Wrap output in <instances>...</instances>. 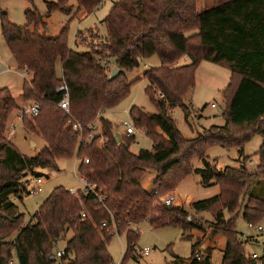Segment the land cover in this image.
<instances>
[{"label":"trees","instance_id":"obj_1","mask_svg":"<svg viewBox=\"0 0 264 264\" xmlns=\"http://www.w3.org/2000/svg\"><path fill=\"white\" fill-rule=\"evenodd\" d=\"M103 2L76 0V5L90 14ZM196 4L197 0H119L103 20V41L83 50H78L76 43V49L69 48L66 28L55 38L47 36L46 23L33 12H25L24 27L12 25L0 12L5 45L17 68L32 75L24 82L21 97L40 105L35 123L46 144L35 158H27L5 142L3 131L16 103L6 88L1 89L0 264H11L13 253L18 264H111L107 246L113 237L105 229L98 231L102 222L111 225V220L118 234L125 237L121 264L132 257L138 239V231L131 226L144 221L155 228L170 225L180 228L184 238L188 230L200 228L188 222V210L164 206L160 199L192 174L200 178L201 185L218 187L217 196L194 202L189 210L192 217L207 214L213 219L208 239L217 235L225 238L222 264H264V258L255 261L246 255L245 246L254 238L246 239L236 229L239 215L247 224H258L264 218V0H231L203 13H198ZM45 5L47 18L55 12L70 14L72 9L67 0ZM191 32L195 33L188 36ZM151 56L158 57L159 67L128 81L125 73L138 69L141 61ZM183 57L190 63L180 66ZM110 61L120 70L112 81ZM202 62L230 72L223 91L225 124L187 140L176 128L170 111L178 106L188 119L183 101L194 87L195 71ZM141 79L147 82L145 93L157 113L131 107L129 116L136 129L145 131L153 150L131 152L134 137L120 136L116 142L111 124L103 118L99 121L103 143L98 146L97 137L80 144L71 122L67 123L69 117L58 107L65 95L69 114L86 137L97 115L115 108ZM62 86L66 92L57 91ZM231 129L243 131L237 137ZM28 130L35 131L30 126ZM256 134L263 143L254 169L246 167L248 158L242 154L238 168L226 167L220 172L204 159L206 150L215 146H235L242 153L243 144ZM74 154L79 160H88L85 166L79 164L78 171L82 169L87 181L95 185V194L79 191V198H74L57 187L24 226L23 215L14 203L27 191L22 177H40L35 169L57 170L56 162ZM193 158L200 159L203 168H193ZM151 172L155 178L151 192H147L142 182ZM83 210L89 219L81 220ZM68 232L71 237L65 244V255L52 262L55 242L65 239ZM200 244L197 241L192 246L191 264H198L195 252ZM211 252L207 249L199 264H210Z\"/></svg>","mask_w":264,"mask_h":264},{"label":"rangeland","instance_id":"obj_2","mask_svg":"<svg viewBox=\"0 0 264 264\" xmlns=\"http://www.w3.org/2000/svg\"><path fill=\"white\" fill-rule=\"evenodd\" d=\"M60 0H0V12L7 15L8 21L17 27H24L27 25L25 20V12H33L40 16L47 25V36L55 38L59 35L63 28L67 29V41L70 49H76L75 43L79 44L78 50L86 49L88 46L99 45L106 34L103 20L108 15L110 9L119 0H104V2L97 7L90 14H87L82 9H77L76 0H67L68 6H71L70 14H63L55 12L49 18L46 17L47 8L45 3H57ZM231 0H197V11L203 13L217 5H221ZM195 32L188 33L191 35ZM189 59L183 57L178 64L180 66L188 65ZM160 61L157 56H151L143 59L140 67L136 70L126 72L125 76L128 81H134L141 76L144 71L152 68H158ZM57 66V65H56ZM59 66V65H58ZM57 75L61 76L58 67ZM113 62L110 61L109 69H113ZM29 75L24 71H20L12 58L7 46L5 45L0 29V90L6 88L12 98H15L16 108L8 116V121L3 131V139L5 142H10L20 154L27 158H35L44 148L46 144L36 128V118H25L21 122L16 120V116L23 109L28 102L34 100H25L19 97L22 92L24 82L31 80L27 79ZM230 80V72L228 69L214 65L208 62H202L198 65L195 71L194 87L187 93L184 98L183 105L186 108L189 117L186 120L183 109L180 107H173L170 115L180 132L183 139H194L205 130L211 127H223L225 120L223 118L224 111V96L225 90ZM147 82L141 79L132 84L129 94L125 97L115 108L106 111L104 120L111 124L112 131L115 135L121 137L125 136V127L123 124L131 123L129 116L131 107H136L141 111L149 114H156L157 110L150 97L145 93ZM214 105V109L211 108ZM16 122V123H15ZM96 123V121H94ZM15 123V124H12ZM9 124V126H8ZM99 126L98 124H96ZM8 126V128H7ZM14 126V135L10 140L5 139V131H8ZM34 128V132L29 131L28 128ZM101 126V123H100ZM7 128V130H6ZM102 130V129H101ZM234 136L238 137L239 129H231ZM263 143V139L258 134L251 137L249 141L243 144L242 153H239L238 147L223 148L220 146L210 147L206 150L204 159L208 161L216 171L220 172L226 167L238 168L241 161L240 155L247 157L245 165L248 169H254L257 165V152ZM33 144V145H32ZM100 145L99 141L97 142ZM133 153L139 151H152L153 143L146 137L141 129H137V134L130 146ZM86 158L82 157L80 160L74 156L67 160L56 162L57 170L51 168L35 169L34 173L40 177H33L29 174L22 177V183H27L26 192L22 193V200H14L18 208V213L23 215L24 226L37 212L42 203L57 187H62L67 191L82 190L83 185L78 179V174L84 175L78 171V166L84 165L83 161ZM242 160V159H241ZM251 163V165H249ZM191 165L195 169L203 168V163L198 158H193ZM39 178L43 184L39 190H35L36 179ZM155 178L153 172L149 173L143 181L144 188L147 192L152 190V180ZM34 193H31V192ZM219 193L216 185L203 186L200 184V178L192 174L184 178L176 188L168 193L179 194L187 203L189 201H203L217 196ZM166 194V195H168ZM165 195V196H166ZM163 196V197H165ZM189 207L184 206L191 214L188 222L200 228L188 230L185 232V237L182 238V230L178 227L166 225L155 228L150 225L148 221H144L138 226L133 227L138 231V239L134 245V252L131 258L127 259L124 264H191L194 257L192 256V246L199 241L201 244L195 252L200 256L205 253L207 249H212L210 264H222L223 250L225 248V238L222 235H217L213 239H208L210 234L209 226L213 219L207 215L202 214L192 217ZM193 220V221H192ZM248 224L239 215L236 221L237 232L244 238H254L245 246L246 255L259 254L262 255L264 251V235H260L256 230L249 229ZM264 229V218L257 224ZM201 229H203L201 231ZM14 236V235H13ZM12 236V237H13ZM187 236L190 238L188 239ZM71 237V232L65 235V239L59 241L60 244L57 249H64L67 240ZM143 249H149L147 256H144ZM126 251L125 237L123 235L114 236L109 245L107 252L111 258V264L120 262ZM198 260V264L200 263ZM11 264H18L17 259L13 253Z\"/></svg>","mask_w":264,"mask_h":264},{"label":"built area","instance_id":"obj_3","mask_svg":"<svg viewBox=\"0 0 264 264\" xmlns=\"http://www.w3.org/2000/svg\"><path fill=\"white\" fill-rule=\"evenodd\" d=\"M58 92H66V87L62 86L60 88H58L57 90ZM157 97L161 100H164V96L161 93H157ZM58 107L69 117V121L67 122L68 124H70L71 122V128L72 131L74 132V134H76V136L78 137V141L81 143H90L93 140H95V138L99 137L98 141L100 144L103 143L102 141V130H101V126H100V118H102V113H99L97 115V119L95 120L96 123L94 122L92 124V126H90V134L86 137H84L83 135V131H82V127L80 124H78L76 121H74L72 119V117L69 114V101H68V97L67 95H65V98L58 104ZM211 108H214V105H211ZM39 110H40V105L35 102H28L27 105L21 109V111L18 113V115L16 116V120L21 122L23 119L27 118H36L39 114ZM16 123V122H15ZM12 123V124H15ZM96 124H98L99 126H97ZM9 126V124H8ZM7 126V128H8ZM123 126L125 127V137L129 138V137H135V135L137 134V129L135 128L134 124L132 123H124ZM6 128V130H7ZM14 126H12L8 131H5V139L6 140H10L13 135H14ZM143 133L145 134V131L142 130ZM84 165H87L89 162L87 159H85L83 161ZM249 165H251V163H249ZM79 173V171H77ZM78 179L80 181V183L83 185V189L82 190H70L69 193L71 196H73L74 198H79V194L78 192L81 191L83 194L86 193H93L95 194L94 190H95V185L89 183L86 179L85 175H81L80 173L78 174ZM43 184V182L40 179H36V187L35 190H39L40 186ZM31 193H34L33 191ZM161 204H163L164 206H175V207H184L187 206V202H185L183 200V198L181 196H175L173 194H168L165 197H162L160 199ZM82 204V203H80ZM80 218L81 220H86L89 219L88 214L83 210L80 214ZM248 228L249 229H253L256 230V232L260 235H264V229L257 225V224H252V223H248ZM133 227L135 226H131V228L133 229ZM105 229L107 233H109L112 237L114 236H119L118 232H117V227L116 224L113 222V220H111V225H109L106 222H102L99 226L98 231ZM134 230V229H133ZM135 232H137V229L135 230ZM60 244L59 241L55 242V252H54V259L59 260L60 258H62L65 255V250L64 249H57V246ZM143 254L144 256H147L149 253V249H143ZM249 257L252 260L258 261L260 258H264V251L262 255L259 254H250ZM195 259L198 261L200 260V256L196 255ZM122 259L120 260L119 263L117 264H121Z\"/></svg>","mask_w":264,"mask_h":264},{"label":"water","instance_id":"obj_4","mask_svg":"<svg viewBox=\"0 0 264 264\" xmlns=\"http://www.w3.org/2000/svg\"><path fill=\"white\" fill-rule=\"evenodd\" d=\"M119 72H120V70L118 68H113L110 75H109V81H112L115 77H117ZM114 137H115L116 142H120L121 138L119 135H115ZM50 260L53 262L54 257H51Z\"/></svg>","mask_w":264,"mask_h":264},{"label":"crops","instance_id":"obj_5","mask_svg":"<svg viewBox=\"0 0 264 264\" xmlns=\"http://www.w3.org/2000/svg\"><path fill=\"white\" fill-rule=\"evenodd\" d=\"M59 65V66H58ZM56 67H58V69H59V72H60V74H61V66H60V64H59V62L57 63V66ZM57 69V68H56ZM29 76H30V78H32V75L31 74H28ZM29 76L27 77V79L29 80ZM137 76H142L140 73H138L137 74ZM19 97H21V95L19 96ZM14 100H15V98H13ZM16 101V100H15ZM17 102V101H16ZM18 103V102H17ZM214 109V108H213ZM104 115V114H103ZM102 115V118L104 119V116ZM144 182L145 181H143L142 182V186H143V184H144ZM143 188H144V186H143ZM145 189V188H144ZM175 196H180L179 194H175ZM195 201H189V203L187 204V206L186 207H189L190 205H192L193 203H194ZM15 255V254H14Z\"/></svg>","mask_w":264,"mask_h":264}]
</instances>
